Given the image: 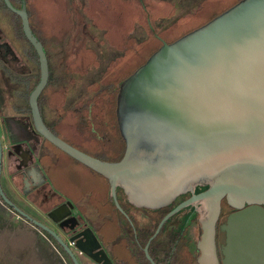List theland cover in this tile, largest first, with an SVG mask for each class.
<instances>
[{
  "label": "water",
  "instance_id": "1",
  "mask_svg": "<svg viewBox=\"0 0 264 264\" xmlns=\"http://www.w3.org/2000/svg\"><path fill=\"white\" fill-rule=\"evenodd\" d=\"M2 1L19 17L38 59L39 79L28 96L34 130L105 178L108 197L126 218L117 190L131 206L148 210L167 207L188 193L161 219L156 233L179 211L193 208L200 225L198 264H218L215 228L224 200L236 211L220 227L225 233L222 263L264 264V0H239L163 44L122 81L115 118L124 152L113 162L71 147L47 128L38 105L49 75L46 51L24 3L17 8ZM197 187L206 189L195 193ZM68 221L73 223L64 233L74 248L97 264H111L85 220L63 216L61 223ZM150 240L143 252L155 264Z\"/></svg>",
  "mask_w": 264,
  "mask_h": 264
},
{
  "label": "rangeland",
  "instance_id": "2",
  "mask_svg": "<svg viewBox=\"0 0 264 264\" xmlns=\"http://www.w3.org/2000/svg\"><path fill=\"white\" fill-rule=\"evenodd\" d=\"M24 1L30 27L49 57L50 76L59 81L58 85L47 84L38 97L46 123L71 147L113 162L121 157L124 144L113 115L118 88L111 93L110 85L116 89L163 44L197 29L239 0ZM11 3L15 7L20 4L19 0ZM23 45L27 46L19 19L0 7V62L5 65L3 71L0 68L2 123L28 122L14 108L25 103L19 100L20 87L10 77L12 73L38 72L36 64L23 54ZM55 152L52 173L56 193L70 200L76 196L83 200V195L90 194L102 213L116 219L119 213L106 195L105 181L62 151ZM222 213L224 216L226 211ZM0 214L14 220L1 207ZM38 258L35 264H47L44 255ZM126 260L131 262L128 255Z\"/></svg>",
  "mask_w": 264,
  "mask_h": 264
},
{
  "label": "flooded vegetation",
  "instance_id": "3",
  "mask_svg": "<svg viewBox=\"0 0 264 264\" xmlns=\"http://www.w3.org/2000/svg\"><path fill=\"white\" fill-rule=\"evenodd\" d=\"M22 48L23 54L27 60H30L33 50L28 45L26 47L23 45ZM4 66L0 62L2 71L5 68ZM36 66L38 68V65ZM37 74L38 78L35 77ZM37 74H17L16 83L20 87L17 89L19 100L24 102L23 93L26 80H30V87L34 88L37 84L39 68ZM23 106L25 104L19 107ZM14 108L17 110L18 115L26 117L28 122L25 120L26 123L20 124V120H14L15 124H7V120L2 123L0 119V207L14 219L10 222L4 219L3 215L0 217V264H35V261L39 260L38 257H41V255L46 257L47 264H74L73 258L78 264H86V262L97 264L84 253L75 249L73 243L69 242V237L65 235L64 231L73 222L61 223L63 216H66V218H82L87 226L95 232L96 236L97 233L100 234L99 232H104L106 236H110L109 244L106 246L98 236L97 238L111 264H140L136 246L146 237L148 238L147 243L152 238L148 249L151 248L153 252V258L149 254L153 263L157 264L158 261H164L167 264L168 252L171 249L170 234L183 225L188 214L191 216L184 223L185 228L183 229L181 226L182 236L174 264H198L199 252L196 245L199 240L200 225L193 208H186L181 211L175 221L167 226L163 225L156 233L161 220L158 223L156 222L162 208L158 210L135 208L124 202L123 205H120L127 218L117 212L119 214L115 219L108 213H102L97 204L93 206L96 201L90 200V194L89 197L83 195V198L86 197L83 200H79L77 196L73 197L72 200L63 198L56 193L53 187L52 168L57 161L55 154L57 148L34 130L30 113ZM40 111L45 125L50 130L43 117L42 109ZM44 158L46 160H43ZM198 188H196L195 193L206 189L197 192ZM119 195L121 193L117 192V198ZM188 197L189 194L187 193L180 195L175 200H179L178 203H180ZM223 210L226 211L224 216ZM235 211L224 200L221 202V212L215 228L218 264H223L222 251L225 246V233L221 231L220 227L227 216ZM135 215H138L141 221ZM35 222L53 232L61 242L43 231ZM12 223H14L13 226ZM113 225L116 227L114 232ZM8 232H12L14 235L8 236ZM8 243L13 244L10 249H7ZM184 251H186V257L182 258ZM126 255L130 257L131 262L126 260Z\"/></svg>",
  "mask_w": 264,
  "mask_h": 264
},
{
  "label": "trees",
  "instance_id": "4",
  "mask_svg": "<svg viewBox=\"0 0 264 264\" xmlns=\"http://www.w3.org/2000/svg\"><path fill=\"white\" fill-rule=\"evenodd\" d=\"M11 1V0H10ZM19 2H20V4L17 6V8H20L21 7V5H22V3H24L25 1L24 0H19ZM0 7H3L5 10H7L10 14H12V15H14V16H16L18 19H19V17L16 15V14H14V13H12L9 9H7L6 8V6L4 5V3H3V1L2 0H0ZM19 21H20V19H19ZM20 29H21V25H20ZM21 35H22V38L24 39V42L33 50V54H32V56H30L31 57V60H32V62H34L36 65H38V59H37V55H36V52H35V50H34V48L31 46V44L26 40V38L24 37V35H23V32H22V29H21ZM46 56H47V62L49 61V57H48V55H47V53H46ZM48 72H49V75H48V77H49V79H48V81H47V84H52V85H58L59 84V81L56 79H54V77L55 76H53V74L50 76V73H51V70H48ZM10 77L11 78H13V81L14 82H16V80H17V74H15V73H12L11 75H10ZM36 78H38V74H37V76H35ZM50 77H52L51 79H50ZM128 76H126L124 79H126ZM124 79H122L119 83H118V85H117V87H116V89L114 88L115 86H113V85H110V92L112 93L113 91H116L117 90V88L119 87V85L122 83V81L124 80ZM29 83H30V80H26L25 81V90H24V93H23V100H24V102H25V106H23V107H21V108H19V109H22V110H25L26 112H28V113H30V108H29V105H28V96H29V94L31 93V91L33 90V87H30V85H29ZM46 84V85H47ZM19 94V92H17V95ZM17 108V107H16ZM39 108L40 109H42L41 108V105H39ZM113 115H114V118H115V113H114V111H113ZM116 119V118H115ZM122 140V139H121ZM204 188H198V190H197V192L198 191H201V190H203ZM117 192H120L121 194H122V192H121V190H117ZM122 196H123V194H122ZM124 197V196H123ZM125 198V197H124ZM126 201V200H125ZM178 202H179V200H175L173 203H171L170 205H168L167 207H164V208H162V210L159 212L160 214H159V217H158V219H157V222L156 223H158L170 210H172L177 204H178ZM191 209V208H190ZM181 211H183V210H181ZM181 211H179L177 214H175L174 216H172L171 218H169L165 223H164V226H167L168 224H170L171 222H173V221H175L177 218V215L179 216V214L181 213ZM190 214H188L187 216H186V218H185V221L187 220V219H189L190 218ZM185 223V222H184ZM184 223H183V225H184ZM183 225H181L182 227H183ZM179 227L176 231H174V232H171V234H170V237H169V241H170V244H171V249L169 250V252H168V260H167V264H174V259H175V256H176V253L178 252V245H179V241H180V238H181V236H182V227ZM147 241H148V238L146 237V238H144L142 241H141V243L139 244V245H137L136 247V249H137V253H138V256H139V262H140V264H150V262L146 259V257H145V255H144V252H143V247L146 245V243H147ZM149 250V254H150V256L153 258V252H152V250H151V248H149L148 249ZM157 264H165V262L164 261H158L157 262Z\"/></svg>",
  "mask_w": 264,
  "mask_h": 264
},
{
  "label": "crops",
  "instance_id": "5",
  "mask_svg": "<svg viewBox=\"0 0 264 264\" xmlns=\"http://www.w3.org/2000/svg\"><path fill=\"white\" fill-rule=\"evenodd\" d=\"M75 161V160H74ZM77 162V161H76ZM78 163V162H77ZM82 165V164H81ZM85 167V166H84ZM87 168V167H86ZM88 169V168H87ZM89 171H90V173H94V174H96V175H98V176H100L102 179H103V181H105V185H106V195H107V189H108V182H107V180L105 179V178H103L101 175H99V174H97V173H95L94 171H92V170H90V169H88ZM84 198H86V197H84ZM118 201H119V203L121 204V205H123L124 204V202L126 203V201H125V198L122 196V194L121 195H119L118 196ZM96 204H97V202H95ZM136 216V218L137 219H139L140 220V217L138 216V215H135ZM141 221V220H140ZM100 234H98L97 233V236L99 237V239H101V242L106 246V245H108L109 244V240H110V236L108 237V235L106 236V234L104 233V232H99ZM9 244V246H7V249H10V246H12L13 244H11V243H8ZM86 264H92V263H90V262H86Z\"/></svg>",
  "mask_w": 264,
  "mask_h": 264
}]
</instances>
